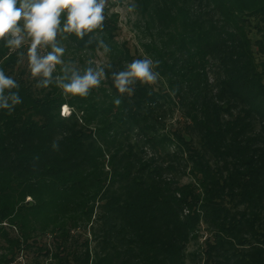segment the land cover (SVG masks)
Returning <instances> with one entry per match:
<instances>
[{
    "label": "trees",
    "instance_id": "16d2710c",
    "mask_svg": "<svg viewBox=\"0 0 264 264\" xmlns=\"http://www.w3.org/2000/svg\"><path fill=\"white\" fill-rule=\"evenodd\" d=\"M133 2L134 51L107 8L102 30L57 35L79 53L111 48L87 98L36 88L30 45L0 41L23 100L0 110V264L32 250L58 264H264V0ZM145 56L161 79L117 107L111 73Z\"/></svg>",
    "mask_w": 264,
    "mask_h": 264
},
{
    "label": "clouds",
    "instance_id": "9594fccd",
    "mask_svg": "<svg viewBox=\"0 0 264 264\" xmlns=\"http://www.w3.org/2000/svg\"><path fill=\"white\" fill-rule=\"evenodd\" d=\"M108 0H0V41L11 50L20 49L25 42V34L31 43L27 52L28 67L33 79L41 78L35 87L47 89L55 83L64 94L87 98L91 91L99 89L106 78L103 67H86L83 73L73 68L61 67L62 75L53 76L58 65H64L62 57L65 49L56 43L58 33L75 34L83 40L86 34L102 30L105 21V8ZM136 5L128 8L134 12ZM66 13V21L61 27V16ZM88 43H92L90 40ZM97 51L105 54L111 51L103 39L96 41ZM51 46L46 55L38 54V49ZM21 55H23L21 53ZM159 60L145 56L128 63L125 70L113 71L111 78L119 93L113 103L118 107L125 94L132 97L135 85H156L161 79L157 71ZM110 67V66H109ZM70 73V74H69ZM17 91H12V90ZM19 84L0 69V110L12 115L15 107L23 103L19 95ZM54 150L59 145L53 142Z\"/></svg>",
    "mask_w": 264,
    "mask_h": 264
},
{
    "label": "rangeland",
    "instance_id": "374dc122",
    "mask_svg": "<svg viewBox=\"0 0 264 264\" xmlns=\"http://www.w3.org/2000/svg\"><path fill=\"white\" fill-rule=\"evenodd\" d=\"M133 0H108L106 8L110 10L111 13H118L119 14V26L120 30L118 32V40L120 42H126L129 44L131 49L134 51L135 48L140 47V41L142 40V34L137 30L135 24L137 22L138 16L137 13L129 12L128 8L133 4ZM25 45H30L31 40L25 34ZM61 47V46H60ZM63 48L65 49V54L62 57L64 61V65H60V67H65L67 65L70 68L75 67L80 72L85 69L86 67H93L99 68L103 67L107 63V57L103 51H97L95 54L92 52L90 53H79L73 50H70L67 45H64ZM48 51L45 47L38 49V54L46 55ZM28 65V62H27ZM72 112V108L68 105H64L61 107V114L62 116H68ZM179 121V113H176L173 118L170 119V125L177 126ZM185 179L184 181H187ZM28 198L27 200H30ZM204 227V226H203ZM205 229V228H204ZM203 229V233L201 234L203 237L200 239L203 242L207 236L206 231ZM82 231V230H81ZM86 235H89L88 232ZM54 238L51 235H47L41 239L42 244H47L49 246H53ZM196 246H191L190 250H193ZM39 259L42 264H58L55 260L45 257L37 256L36 251L32 250L28 253H22L18 260L13 264H35L36 260ZM189 264H195L193 262H189Z\"/></svg>",
    "mask_w": 264,
    "mask_h": 264
}]
</instances>
